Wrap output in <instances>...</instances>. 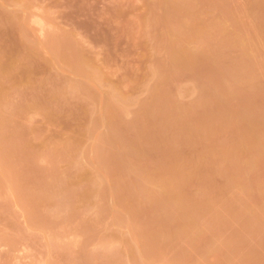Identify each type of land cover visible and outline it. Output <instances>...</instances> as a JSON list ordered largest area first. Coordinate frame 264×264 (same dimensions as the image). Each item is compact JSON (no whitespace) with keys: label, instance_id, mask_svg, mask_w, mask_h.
I'll return each instance as SVG.
<instances>
[{"label":"rangeland","instance_id":"1","mask_svg":"<svg viewBox=\"0 0 264 264\" xmlns=\"http://www.w3.org/2000/svg\"><path fill=\"white\" fill-rule=\"evenodd\" d=\"M0 264H264V0H0Z\"/></svg>","mask_w":264,"mask_h":264}]
</instances>
